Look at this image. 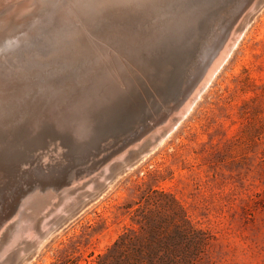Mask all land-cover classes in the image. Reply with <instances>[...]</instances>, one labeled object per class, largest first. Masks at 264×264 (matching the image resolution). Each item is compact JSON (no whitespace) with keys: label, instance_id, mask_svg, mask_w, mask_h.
Segmentation results:
<instances>
[{"label":"rangeland","instance_id":"obj_1","mask_svg":"<svg viewBox=\"0 0 264 264\" xmlns=\"http://www.w3.org/2000/svg\"><path fill=\"white\" fill-rule=\"evenodd\" d=\"M76 1L50 0L0 48V101L15 106L28 99L30 110L18 112L30 125L58 118L72 123L75 106H85L90 92L103 91L99 79L120 70L114 43L120 35L111 26L110 10L83 17L74 11ZM18 112L0 120V131L6 130L0 133L1 149L23 150L30 143L28 136L13 133ZM73 126L83 135L84 122L75 119ZM86 139L77 141L74 159L57 137L46 135L43 143L29 145L28 150L38 146V166L29 174L20 173L18 156L0 158V220H5L0 233L24 203L31 206L39 195L49 199L0 264H112L117 254L133 263L158 264L168 249L180 264H264V5L177 128L129 169L113 164L115 173L104 187L98 186L106 174L100 172L124 150L87 168L79 151L88 148ZM71 160L77 169L62 180L57 170ZM39 167L46 177L37 179ZM24 177L29 183L18 186ZM64 204L67 210L58 213ZM179 225L182 241L163 243Z\"/></svg>","mask_w":264,"mask_h":264},{"label":"water","instance_id":"obj_2","mask_svg":"<svg viewBox=\"0 0 264 264\" xmlns=\"http://www.w3.org/2000/svg\"><path fill=\"white\" fill-rule=\"evenodd\" d=\"M49 1L0 0V48L17 29L30 24ZM91 1L83 4V0H77L74 11L93 16L109 8L111 26L120 35L114 39L120 70L99 79L103 91L90 92L85 106H75L72 123L69 118H58L56 122L28 124L24 113L18 112L30 110L28 99L15 106L0 101V120L17 111L13 133L28 136L31 147L43 143L46 135L57 137L68 147L72 159L78 152L77 141L86 136L89 146L79 151L87 168L124 150L100 172L106 173L98 185L101 188L110 182L116 169H129L154 149L162 136L177 128L226 62L264 0H101L102 7L98 6L100 0ZM75 119L85 124L81 136L73 126ZM28 146L18 151L10 145L0 147V158L18 156L23 161L17 165L20 173H32L38 166L34 163L38 146L29 150ZM113 164L117 168L111 171ZM75 168L77 164L71 160L57 172L66 180ZM40 169L37 179L48 175ZM25 182L24 177L18 186H25ZM96 193L94 190L90 195ZM68 214L60 219L65 220ZM4 221L0 220V227Z\"/></svg>","mask_w":264,"mask_h":264},{"label":"bare ground","instance_id":"obj_3","mask_svg":"<svg viewBox=\"0 0 264 264\" xmlns=\"http://www.w3.org/2000/svg\"><path fill=\"white\" fill-rule=\"evenodd\" d=\"M84 1V0H83ZM85 2V1H84ZM91 2V1H90ZM86 3V2H85ZM89 3V2H88ZM99 6V5H98ZM108 8V7H107ZM103 9V8H102ZM109 9V8H108ZM108 9H106V10H108ZM111 12V11H110ZM75 13V12H74ZM76 15H77V13H75ZM102 14H104V13H102ZM84 15L85 14H83L82 16L84 17ZM106 15V14H105ZM86 16H87V14H86ZM85 16V17H86ZM99 16V15H98ZM102 16V15H101ZM100 16V17H101ZM75 17V16H74ZM77 17H79V16H77ZM88 17V16H87ZM90 17V16H89ZM72 18V17H71ZM76 18V17H75ZM106 18V17H105ZM74 19V18H73ZM102 19V18H101ZM76 20H78V19H76ZM85 20V19H84ZM97 20V19H96ZM102 20H105V19H102ZM102 20L101 21H98V22H102ZM81 21V20H80ZM79 21V22H80ZM88 21V20H87ZM92 21V20H91ZM77 22V21H76ZM76 22H74L73 21V25H74V23H76ZM93 22V21H92ZM95 22V21H94ZM97 22V21H96ZM78 23V22H77ZM85 23V22H84ZM66 24V23H65ZM80 24H81V22H80ZM86 24V23H85ZM84 24V25H85ZM89 24H91V23H89ZM102 24V23H101ZM71 25V27H72V24H70ZM63 26H64V24H63ZM67 26V25H66ZM75 26V25H74ZM86 26H87V24H86ZM93 26L94 25H92L91 27L93 28ZM95 26H96V24H95ZM95 26H94V28H95ZM99 26V25H98ZM97 26V27H98ZM70 27V26H69ZM91 28V29H92ZM69 29V28H68ZM71 29V28H70ZM86 29H87V27H86ZM96 29V28H95ZM70 31H73V30H70ZM69 31V32H70ZM244 31L245 30H243L242 31V33L240 34V36H239V38L237 39V42L239 41V39L241 38V36L243 35V33H244ZM62 32V31H61ZM93 32V31H92ZM75 33V32H74ZM76 34V33H75ZM74 34V35H75ZM77 35V34H76ZM89 35V34H88ZM51 37L52 36H50V39H51ZM68 37V36H67ZM66 37V38H67ZM76 36H74V37H72V38H75ZM78 38V37H77ZM49 39V40H50ZM80 39V38H79ZM82 39V38H81ZM55 41V40H54ZM53 41V42H54ZM57 41V40H56ZM67 41H68V39H67ZM66 41V42H67ZM75 41V40H74ZM78 42V41H77ZM236 42V43H237ZM236 43H235V45H236ZM51 44V43H50ZM55 44H57V43H55ZM59 44V43H58ZM66 46L68 45V44H65ZM78 45V44H77ZM80 45V44H79ZM235 45L232 47V49H231V51L233 50V48L235 47ZM62 46V45H61ZM55 47V46H54ZM81 47V46H80ZM79 47V48H80ZM57 48V47H56ZM59 48V47H58ZM60 49V48H59ZM58 49V50H59ZM57 50V49H56ZM57 50V51H58ZM230 51V52H231ZM229 52V53H230ZM81 53V52H80ZM55 114V113H54ZM157 132V131H156ZM155 136V135H154ZM153 136V137H154ZM165 137L164 136H162L161 137V141L164 139ZM105 176H106V174H104V178H105ZM77 185V184H76ZM91 187V186H90ZM64 188V187H63ZM73 194V193H72ZM67 195H69L68 194V192H67V194L65 193V196H67ZM35 197V196H34ZM47 196H41V195H39L37 198H35L36 199V203L35 202H33V204H31V206L30 205H27L26 207H25V203L22 205V207L19 209V207H18V209H19V211L17 212V215H16V219H15V222L13 223V224H10L9 226H6V231L5 232H1L0 233V250H1V252H0V257L1 256H3V255H5L9 250H10V248H12V247H14L15 245H17L18 243L20 244L21 243V241H20V239L21 238H23V236H24V234H25V232L27 231V229L29 228V226L31 225V223L33 222L32 221V215L35 213V214H38L39 212H40V210H41V208H44L43 207V205H47V203H46V201L45 200H47ZM69 198V197H68ZM48 202H49V199L47 200ZM60 201V200H59ZM58 201V202H59ZM45 203V204H44ZM68 206H69V204H68ZM24 207V208H23ZM26 208H29V210L31 209V213H30V215L28 214H26V215H23L24 213H25V211H24V209H26ZM46 210V209H45ZM62 210H67V205H63V206H61L60 207V209L58 208V213L60 212V211H62ZM24 212V213H23ZM30 212V211H29ZM56 212V214L58 215V213ZM37 217V216H36ZM34 222H35V220H34ZM51 222V221H50ZM39 223V222H38ZM45 224L46 223H44L43 224V228H45V229H48V228H50V227H45ZM34 225V224H33ZM48 225H49V223H48ZM36 225H34V227H35ZM11 228H13L12 229V232H11ZM36 228V227H35ZM37 229V228H36ZM45 231V230H44ZM47 232V231H46ZM31 233V232H30ZM33 234H34V232H33ZM38 236V235H37ZM37 236H35V238L37 237ZM31 237V236H30ZM26 240V239H25ZM21 246V245H20ZM18 247V246H17ZM14 249V248H13ZM22 249V248H21ZM24 252V251H23ZM22 253V252H21ZM3 259V258H2ZM5 259V258H4ZM4 262H6V260L4 261ZM4 264V263H3Z\"/></svg>","mask_w":264,"mask_h":264},{"label":"trees","instance_id":"obj_4","mask_svg":"<svg viewBox=\"0 0 264 264\" xmlns=\"http://www.w3.org/2000/svg\"><path fill=\"white\" fill-rule=\"evenodd\" d=\"M148 233H149V236H150V234H151L150 231ZM154 233H155V231H153V233L151 235V238L155 239L156 237H155ZM184 233H185V231L183 230L182 225H179L173 231H169L167 233V238L162 240V242L165 243L167 241V243L169 245H171V244L175 245L177 241H179V242L182 241ZM142 241H141V243H139V246H138L141 249L145 248V247H143V245H146L144 243L145 240L142 239ZM116 244L120 245V241L116 242L115 245ZM126 246H127V244H123V245H121V248L124 249ZM180 246L181 245L175 246L176 248L174 249V252L176 250H178V248H180ZM147 250H148L149 254H153V249L151 247H148ZM136 251L139 252V256L143 257L142 250L136 249ZM170 253H171V251L168 249L166 254H164L163 256L160 257V261H159L158 264H180V261H173L172 260L173 258L171 259V257H169ZM125 257H126V255L124 256L123 254L115 255V257L112 260V264H143L141 261H136V263L129 262ZM148 264H156V263L153 262V263H148Z\"/></svg>","mask_w":264,"mask_h":264}]
</instances>
